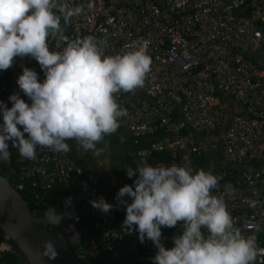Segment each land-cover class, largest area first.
I'll return each instance as SVG.
<instances>
[{"label": "built area", "instance_id": "obj_1", "mask_svg": "<svg viewBox=\"0 0 264 264\" xmlns=\"http://www.w3.org/2000/svg\"><path fill=\"white\" fill-rule=\"evenodd\" d=\"M66 2L84 7L70 24H61L70 39L92 35L108 55L142 48L150 57L144 86L116 94L117 102L127 109L120 128L134 142L145 144L128 153L155 166L152 155L167 151L165 166L190 160L194 169L223 177L213 194L235 189L232 196H225L228 210L242 234L255 235L258 247L264 249V61L250 55L264 46V0ZM50 47H55L54 42ZM23 67L34 69L41 82L45 79L34 58L16 57L8 70H0V101L8 107L14 92L31 103L17 84ZM210 151L222 160L221 167H214ZM10 160L11 155L0 164ZM15 161L17 173L33 178V184L42 189L63 182L79 186L81 197L86 190L79 200V212L88 216L90 226L77 247L81 259L89 261L102 251L128 243L136 245L142 257H154L157 249L151 241L141 243L138 234L129 236L121 226L126 215L123 205L105 214L90 203L104 197L116 205L118 190L133 185L134 180L102 187L91 164L41 147L32 160L23 159L16 149ZM251 201L256 202L254 206ZM39 204L34 202L33 213L40 210ZM257 224L261 225L259 232L254 231ZM161 231L165 247L166 237L173 241L174 235L182 234L179 224ZM10 251L11 244L0 240V257ZM255 264H264V254L257 256Z\"/></svg>", "mask_w": 264, "mask_h": 264}, {"label": "clouds", "instance_id": "obj_2", "mask_svg": "<svg viewBox=\"0 0 264 264\" xmlns=\"http://www.w3.org/2000/svg\"><path fill=\"white\" fill-rule=\"evenodd\" d=\"M83 11V5L70 6L66 0H0V70H8L16 57H32L45 75L41 82L34 69L23 67L17 84L31 103L16 92L9 96L11 107L0 101V161L10 158V145L32 160L37 147L69 152V140L94 156L104 154L109 145H97L115 134L127 115L116 94L144 86L151 64L144 49L108 55L92 35L70 39L65 34L61 20L67 26ZM125 171L136 179L118 190L116 205L104 197L90 203L105 214L123 205L121 226L128 234L138 232L141 243L152 242L157 249L153 264H255L264 254L256 236L243 235L228 210L225 196L235 189L213 194L223 177L194 169L190 160L170 166L141 160ZM43 218L56 226L62 215L49 207ZM178 224L182 234L172 237L173 247H165L161 229ZM254 231H261V225ZM41 255L57 259L51 239L44 241Z\"/></svg>", "mask_w": 264, "mask_h": 264}, {"label": "water", "instance_id": "obj_3", "mask_svg": "<svg viewBox=\"0 0 264 264\" xmlns=\"http://www.w3.org/2000/svg\"><path fill=\"white\" fill-rule=\"evenodd\" d=\"M80 197L81 188L74 186L68 200L70 203L67 201L57 209L62 219L54 226L44 222V213H33L28 202L0 172V240L11 244L21 264H153L152 259L145 260L132 243L102 251L89 261L81 259L77 247L82 242V233L74 220ZM48 239L58 249L59 255L55 260L41 255L44 241Z\"/></svg>", "mask_w": 264, "mask_h": 264}, {"label": "trees", "instance_id": "obj_4", "mask_svg": "<svg viewBox=\"0 0 264 264\" xmlns=\"http://www.w3.org/2000/svg\"><path fill=\"white\" fill-rule=\"evenodd\" d=\"M61 24L63 22L61 21ZM253 59H255L252 56ZM6 104V103H5ZM7 105V104H6ZM222 127H219L215 133H219ZM118 130H121L119 128ZM109 136L110 141L113 143H116L119 147L118 152L115 153L118 158V162L120 165H122L123 169L120 171L121 175L124 177V181H132L135 179L129 178L126 174L125 168L129 165L135 168L136 164L139 162V158L136 155H130L128 152L133 151L139 146L145 145L144 143H136L134 142L133 137L126 131H118ZM108 137V136H106ZM67 143L70 145L71 150L67 152L70 156L75 158L77 162L80 164H87L90 163L82 158V156H75V149L76 148V141L69 140ZM10 153H11V160L9 163L0 164V172L3 173L10 183L19 191L21 196L28 202L31 209H34V202L38 200L40 202V210L36 213H44L46 208L54 207L56 210L62 207L70 198L73 185L72 186H66L63 182H55L51 187L47 189H42L38 184H33V178H25L21 177L17 173V164L15 161V151L16 148H12L10 145ZM169 160V154L167 151H158L152 155L151 161L154 163V165H159L158 162L164 163L168 162ZM200 162L204 160V157L198 159ZM221 159L219 163H214V167L218 168L221 167ZM96 168L97 173H99V184L102 187H109L107 186L108 183V176L106 169L104 166H94ZM18 183H21L22 186L19 188L17 186ZM86 190H82V197L85 195ZM37 194V197L35 198V195ZM79 206L80 202L78 203L75 212H74V220L76 224L78 225L82 236H84V229L89 228L90 226V220L87 215H83L79 212ZM138 234V232L133 231L129 236H135ZM174 246V242L166 237V247H172ZM143 258L145 260H151V257L143 255ZM0 264H21V261L17 254L12 250L10 252H7L3 254L0 257Z\"/></svg>", "mask_w": 264, "mask_h": 264}, {"label": "rangeland", "instance_id": "obj_5", "mask_svg": "<svg viewBox=\"0 0 264 264\" xmlns=\"http://www.w3.org/2000/svg\"><path fill=\"white\" fill-rule=\"evenodd\" d=\"M118 131H122V129ZM104 143H107L109 145V148L107 152H105L104 154L100 156H94L92 152L85 151L82 147H80L76 143L77 150L75 149V156H82V158L90 162L88 164H91L93 167L97 165L104 166L107 172V176L109 178L107 186L110 187L111 185H114L118 182H122L125 179L120 173L123 167L122 165L119 164L118 159H117L118 157L115 156L116 155L115 153H117L119 149L118 145L110 141V138L108 136V137H105V140L101 144L97 145V147H103ZM217 163H219V160H217Z\"/></svg>", "mask_w": 264, "mask_h": 264}, {"label": "crops", "instance_id": "obj_6", "mask_svg": "<svg viewBox=\"0 0 264 264\" xmlns=\"http://www.w3.org/2000/svg\"><path fill=\"white\" fill-rule=\"evenodd\" d=\"M251 56H253L254 58H255V60H258L259 62H263L264 61V46L262 47V48H260V49H258V50H256V51H253V52H251V54H250ZM237 106V108H238V104L236 105ZM216 134H218V133H216ZM214 141V140H213ZM202 144V146H204L205 145V143H201ZM211 144V143H210ZM213 145V144H212ZM208 152V151H207ZM206 152V153H207ZM210 156H211V158L212 159H214V161L217 163V160H219V162H220V158L219 157H217V155L214 153V152H212V151H210ZM208 156V155H207ZM221 162H222V160H221ZM112 186V185H111Z\"/></svg>", "mask_w": 264, "mask_h": 264}, {"label": "flooded vegetation", "instance_id": "obj_7", "mask_svg": "<svg viewBox=\"0 0 264 264\" xmlns=\"http://www.w3.org/2000/svg\"><path fill=\"white\" fill-rule=\"evenodd\" d=\"M140 251V250H139ZM152 258V257H151Z\"/></svg>", "mask_w": 264, "mask_h": 264}]
</instances>
